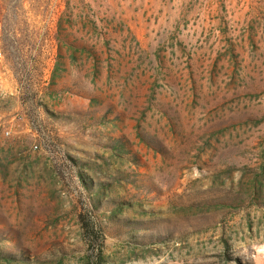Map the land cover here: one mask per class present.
<instances>
[{
	"label": "rangeland",
	"instance_id": "374dc122",
	"mask_svg": "<svg viewBox=\"0 0 264 264\" xmlns=\"http://www.w3.org/2000/svg\"><path fill=\"white\" fill-rule=\"evenodd\" d=\"M0 264H264V0H0Z\"/></svg>",
	"mask_w": 264,
	"mask_h": 264
},
{
	"label": "built area",
	"instance_id": "2783aa9c",
	"mask_svg": "<svg viewBox=\"0 0 264 264\" xmlns=\"http://www.w3.org/2000/svg\"><path fill=\"white\" fill-rule=\"evenodd\" d=\"M1 56H2V53L0 52V57ZM0 132H2L3 135L6 136V137H8L10 135V132L7 131V130H4V128H2L1 126H0Z\"/></svg>",
	"mask_w": 264,
	"mask_h": 264
}]
</instances>
